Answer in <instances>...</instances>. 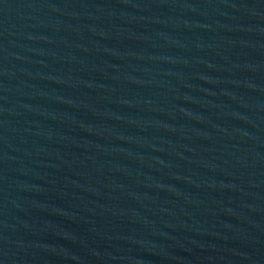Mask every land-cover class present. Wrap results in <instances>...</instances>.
<instances>
[{
	"label": "water",
	"instance_id": "obj_1",
	"mask_svg": "<svg viewBox=\"0 0 264 264\" xmlns=\"http://www.w3.org/2000/svg\"><path fill=\"white\" fill-rule=\"evenodd\" d=\"M0 264H264V0H0Z\"/></svg>",
	"mask_w": 264,
	"mask_h": 264
}]
</instances>
